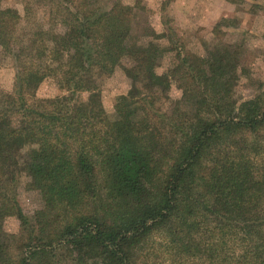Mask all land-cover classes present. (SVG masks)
<instances>
[{
    "label": "trees",
    "instance_id": "obj_1",
    "mask_svg": "<svg viewBox=\"0 0 264 264\" xmlns=\"http://www.w3.org/2000/svg\"><path fill=\"white\" fill-rule=\"evenodd\" d=\"M52 3L64 32L21 37L0 0V47L18 63L0 90V264H264V85L236 98L243 52L180 51L159 73L163 49L133 34L139 4ZM119 67L131 86L110 115L102 82ZM48 78L62 95H37ZM24 182L42 198L31 215Z\"/></svg>",
    "mask_w": 264,
    "mask_h": 264
},
{
    "label": "rangeland",
    "instance_id": "obj_2",
    "mask_svg": "<svg viewBox=\"0 0 264 264\" xmlns=\"http://www.w3.org/2000/svg\"><path fill=\"white\" fill-rule=\"evenodd\" d=\"M121 1L125 5L138 7L139 4L133 34L142 43L152 39L163 49L159 73L167 72L172 67L180 51L206 56L214 44L234 45L243 52L241 75L235 88L236 98H249L264 85V0H244L237 3L230 0ZM52 2L53 0H2L3 6L14 7L21 14L22 20L18 28L21 37L43 27L64 32L63 24L54 23L56 4ZM149 30L161 37L154 39L148 36ZM17 64L14 55L7 54L0 47V90L4 93L14 92ZM130 86L131 80L124 74L122 67L106 81L103 80V103L110 115L114 114L115 98L127 93ZM63 93L52 78L46 79L37 91L41 98ZM85 94L82 93V96ZM181 96L182 91L176 84H172L170 99H165L164 110L170 113L172 101ZM24 186L25 182L20 186L19 200L24 211L31 215L41 208L42 198L37 191H28ZM4 228L9 234H17L20 221L9 217Z\"/></svg>",
    "mask_w": 264,
    "mask_h": 264
}]
</instances>
